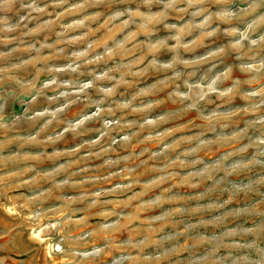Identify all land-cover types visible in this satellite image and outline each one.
<instances>
[{"label": "rangeland", "instance_id": "obj_1", "mask_svg": "<svg viewBox=\"0 0 264 264\" xmlns=\"http://www.w3.org/2000/svg\"><path fill=\"white\" fill-rule=\"evenodd\" d=\"M0 264H264V0H0Z\"/></svg>", "mask_w": 264, "mask_h": 264}]
</instances>
